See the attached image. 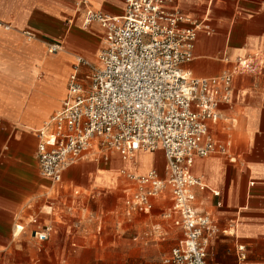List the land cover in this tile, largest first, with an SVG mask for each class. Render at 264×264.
Returning <instances> with one entry per match:
<instances>
[{"label":"crops","instance_id":"1","mask_svg":"<svg viewBox=\"0 0 264 264\" xmlns=\"http://www.w3.org/2000/svg\"><path fill=\"white\" fill-rule=\"evenodd\" d=\"M88 8L123 17L126 0H0V264H101L95 247L132 229L149 241L157 236L151 228L163 225L158 218L181 236L176 245L183 238L164 218L169 191L150 213L124 216L127 175L156 171L165 178L162 150L127 161L109 153L71 167L59 184L40 173V131L62 110L70 76L86 81L105 45L101 25H85ZM166 8L204 26L182 70L202 79L233 74L232 102L220 106L208 131L228 156L197 158L191 169L207 187L197 192V210L218 229L207 261L264 264V0H169ZM34 219L52 227L48 241L34 239ZM132 246L110 264H168L175 247L165 256Z\"/></svg>","mask_w":264,"mask_h":264},{"label":"built area","instance_id":"2","mask_svg":"<svg viewBox=\"0 0 264 264\" xmlns=\"http://www.w3.org/2000/svg\"><path fill=\"white\" fill-rule=\"evenodd\" d=\"M168 1L126 0L123 17L86 10L85 25L98 23L105 32L99 63L89 66L86 81L77 73L70 76L62 110L39 133L37 156L41 175L59 184L71 167L99 162L109 153L127 161L138 152L162 150L165 178L156 171L127 175L132 186L125 191L124 216L150 213L169 191L172 208L164 218L183 238L166 263L210 264L207 246L218 229L197 210V192L207 187L191 169L197 158L228 156L208 131L220 120V106L232 102L233 74L202 79L182 70L193 60L204 26L168 11ZM182 23L190 27L183 29ZM30 225L36 226L32 235L39 243L49 240L51 226L35 219Z\"/></svg>","mask_w":264,"mask_h":264},{"label":"rangeland","instance_id":"3","mask_svg":"<svg viewBox=\"0 0 264 264\" xmlns=\"http://www.w3.org/2000/svg\"><path fill=\"white\" fill-rule=\"evenodd\" d=\"M82 215L86 220L92 217V213L89 209L84 211ZM156 220L160 221L163 225L156 224L151 228L153 233L157 234V236L154 235V238L149 239V241L143 240L142 237H139L141 235L139 231L132 229L129 232H124V234L121 232L120 235H122V238L120 239H114L111 236L107 238L100 248L95 247L102 251L101 264H110L111 261L115 259L114 255L117 252L128 249L130 245H133L134 247H132L136 250H155L167 256L181 236H176L175 233H173L171 225H168L163 219L158 218ZM162 236L165 237L162 238ZM136 239L137 241L134 242Z\"/></svg>","mask_w":264,"mask_h":264}]
</instances>
